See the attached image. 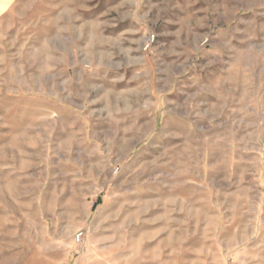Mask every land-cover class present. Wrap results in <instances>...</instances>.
<instances>
[{"label": "rangeland", "instance_id": "rangeland-1", "mask_svg": "<svg viewBox=\"0 0 264 264\" xmlns=\"http://www.w3.org/2000/svg\"><path fill=\"white\" fill-rule=\"evenodd\" d=\"M198 4L138 69L87 0L0 18V264H264V0Z\"/></svg>", "mask_w": 264, "mask_h": 264}, {"label": "crops", "instance_id": "crops-1", "mask_svg": "<svg viewBox=\"0 0 264 264\" xmlns=\"http://www.w3.org/2000/svg\"><path fill=\"white\" fill-rule=\"evenodd\" d=\"M199 1L200 5H203L204 0H87L93 5V8L87 10L93 12H88L85 19H81V17L79 19L84 26L87 25L90 29L95 26L94 31L96 32L92 33L94 37L98 35L101 37L103 32H106L102 38L115 41L117 37L124 35L129 42L130 52L136 53L129 67L138 69L144 68L146 65L150 66V62H153V65L159 63L157 60L160 58H156V56L149 58L141 54L142 43L150 35L157 36L158 43L161 45V47L158 45V48L155 47L157 55L165 53L168 50L165 48L166 46L173 49L171 51L175 53L176 57L182 52V48H177L178 46L182 47L177 38L187 35L192 26H197L195 24L198 22H194L192 14L197 12ZM17 2L19 0H0V18L11 13ZM192 23L195 24L192 25ZM210 23L213 25L212 21ZM223 29V26H220L218 32L222 33ZM90 36L92 35L90 34ZM95 45L91 49L100 53L101 57L117 50L116 47L114 50L111 45L101 42ZM134 61L136 62L134 63ZM101 69L107 68H100L98 77H105L109 82L113 81L112 75L108 74L111 73V69H107L106 73L101 72ZM260 159L261 162L262 158Z\"/></svg>", "mask_w": 264, "mask_h": 264}, {"label": "built area", "instance_id": "built-area-1", "mask_svg": "<svg viewBox=\"0 0 264 264\" xmlns=\"http://www.w3.org/2000/svg\"><path fill=\"white\" fill-rule=\"evenodd\" d=\"M154 42H155V37L149 36L147 41L145 42V44L143 46V50L144 51L148 50L150 48V46L153 45ZM206 43H207V41L205 40L202 44H206ZM82 237H83L82 233H78L74 236L75 247L77 249L82 243Z\"/></svg>", "mask_w": 264, "mask_h": 264}]
</instances>
